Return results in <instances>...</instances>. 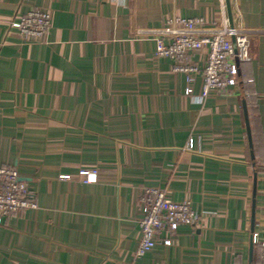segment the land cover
<instances>
[{"label": "crops", "instance_id": "0c3cea01", "mask_svg": "<svg viewBox=\"0 0 264 264\" xmlns=\"http://www.w3.org/2000/svg\"><path fill=\"white\" fill-rule=\"evenodd\" d=\"M230 4L235 26L259 32L257 57L240 65L231 92L201 103L185 93L186 75L173 61L156 56L153 34L173 16L219 23L228 18L225 0H0V166L18 170L38 205L0 225V264L259 259L264 0ZM34 9L51 14L41 42L11 26ZM193 89L200 95V76ZM82 167H97V180L80 178ZM150 187L190 200L201 221L134 258Z\"/></svg>", "mask_w": 264, "mask_h": 264}, {"label": "built area", "instance_id": "2783aa9c", "mask_svg": "<svg viewBox=\"0 0 264 264\" xmlns=\"http://www.w3.org/2000/svg\"><path fill=\"white\" fill-rule=\"evenodd\" d=\"M11 26L19 30L24 40L41 42L50 32L51 14L34 9L12 22ZM258 34L256 30L231 26L226 16L219 23L207 22L203 17L173 16L153 35L156 56L173 61V70L186 75L185 93L202 103L213 91L228 93L237 85L240 65L257 57ZM204 51L202 61L199 57ZM197 76L202 82L198 96L194 95L193 89ZM193 144L190 140L188 147L192 148ZM79 176L86 182H95L98 169L82 167ZM59 178L69 180L72 176L60 174ZM140 202L144 216L140 220L141 237L134 258L144 256L159 243L172 245L181 225L197 226L201 221V214L190 200H172L161 188H145ZM37 207L18 170L0 166V225L6 218ZM254 237L259 239L260 255L252 264H264V232H254Z\"/></svg>", "mask_w": 264, "mask_h": 264}, {"label": "water", "instance_id": "95a60500", "mask_svg": "<svg viewBox=\"0 0 264 264\" xmlns=\"http://www.w3.org/2000/svg\"><path fill=\"white\" fill-rule=\"evenodd\" d=\"M225 4L227 7L228 19H229L230 25L233 26L234 21L232 17L230 0H225ZM243 104H244V116H245V121H246L249 144H250V147L253 148V139H252V131H251V126H250L248 108H247L246 102H244ZM252 158L254 159L253 151H252ZM254 215H255V201H253V220H254ZM252 244H253V241H252Z\"/></svg>", "mask_w": 264, "mask_h": 264}, {"label": "trees", "instance_id": "16d2710c", "mask_svg": "<svg viewBox=\"0 0 264 264\" xmlns=\"http://www.w3.org/2000/svg\"><path fill=\"white\" fill-rule=\"evenodd\" d=\"M254 261H255V260H254ZM254 261H253V262H254Z\"/></svg>", "mask_w": 264, "mask_h": 264}]
</instances>
